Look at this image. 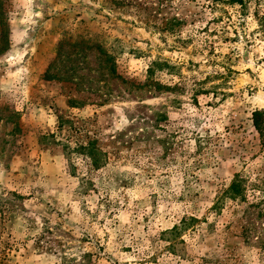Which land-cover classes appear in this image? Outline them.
Returning a JSON list of instances; mask_svg holds the SVG:
<instances>
[{
  "label": "rangeland",
  "instance_id": "rangeland-1",
  "mask_svg": "<svg viewBox=\"0 0 264 264\" xmlns=\"http://www.w3.org/2000/svg\"><path fill=\"white\" fill-rule=\"evenodd\" d=\"M243 3L0 0V264H264V0Z\"/></svg>",
  "mask_w": 264,
  "mask_h": 264
},
{
  "label": "trees",
  "instance_id": "trees-1",
  "mask_svg": "<svg viewBox=\"0 0 264 264\" xmlns=\"http://www.w3.org/2000/svg\"><path fill=\"white\" fill-rule=\"evenodd\" d=\"M228 3L232 6L234 5H239V6H243V0H228ZM111 57H108V61H110ZM154 68H156V66L154 65ZM154 68L152 67L151 69H148V74L152 75V73L154 72ZM111 72L114 73L115 70L113 67H111ZM262 116L258 111H255L252 113V121H253V125L256 127V129L258 128V120L257 118ZM80 149L84 150V152L82 151L81 154H85V156L87 158H89L90 160H92L94 163L96 162V150L93 147V142H88L86 146L83 145H79ZM237 190H235V184H231L228 189H227V194H229L230 196L233 195V193H235ZM232 198V197H231ZM195 222H197V220L194 217H183L180 222L176 225H174L171 229L162 232V237L164 235H167L170 237V243L169 245L166 247L168 250L173 249L174 244L176 243L177 238L180 236V234L184 231H186L188 228H190Z\"/></svg>",
  "mask_w": 264,
  "mask_h": 264
}]
</instances>
